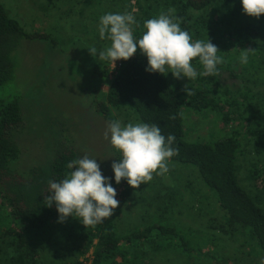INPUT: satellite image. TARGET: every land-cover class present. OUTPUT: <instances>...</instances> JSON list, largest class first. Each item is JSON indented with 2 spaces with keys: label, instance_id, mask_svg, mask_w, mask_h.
<instances>
[{
  "label": "trees",
  "instance_id": "16d2710c",
  "mask_svg": "<svg viewBox=\"0 0 264 264\" xmlns=\"http://www.w3.org/2000/svg\"><path fill=\"white\" fill-rule=\"evenodd\" d=\"M218 1L168 2L178 11L182 30H187L194 41L206 42L209 38L217 46L223 63L217 66L216 75H200L204 69L196 58L192 61L198 73L196 79L185 84L174 77L169 81L167 74L147 72V58L137 49L129 60H118L113 72L109 60L102 67L93 68L92 107L107 123L114 120L111 109L127 108L140 122L158 125L165 137L174 135L176 140L172 146L178 149V155L169 162L196 168L200 180L214 196L219 217L213 220L211 229L240 240L242 246L247 244L264 260V210L256 196L241 184L237 165L243 154L241 131L256 154L264 150V117H259L264 113V100L258 107L259 102H252L257 99V92L253 93L250 88L243 92L231 90L226 84L242 75H251L249 82L254 85L263 84L264 79L258 81L257 76L264 78V15L241 20L235 12L242 4L224 0L231 4L233 23L217 22L219 16L210 9ZM190 10L202 14L192 18ZM228 25L230 42L218 38L216 28L227 30ZM144 31L143 24L133 25L136 39ZM35 40L46 41L47 36L27 33L0 2V88L13 79L15 55L21 44ZM102 40L110 46V40ZM243 51L248 53L244 64L240 62ZM106 80L108 89L102 94L99 86ZM186 86L192 90V95L184 91ZM262 95L264 97V90ZM184 106L195 114L214 112L223 124L233 125L232 132L210 143L186 141ZM237 123L245 125L239 129ZM24 126L18 102L0 100V264H84L83 259L89 253L90 264H155L156 255L163 254L172 241L183 249L187 247L188 241L169 224L148 222L122 233L113 216L95 226H75L67 232L69 234L52 231V225L59 221V213L55 203L51 207L45 205V196L50 195L49 181L62 180L69 171L67 164L78 158L77 153L74 146L65 141L54 150L47 168L33 169L27 176L18 173L12 167L20 156L13 135ZM263 171L252 166L248 174L254 183L263 184ZM111 181L115 183L114 175ZM119 185L129 187L126 180ZM127 192H123V196ZM213 246L217 248L216 244ZM208 256L209 260H214L211 264L223 262L218 251Z\"/></svg>",
  "mask_w": 264,
  "mask_h": 264
},
{
  "label": "rangeland",
  "instance_id": "374dc122",
  "mask_svg": "<svg viewBox=\"0 0 264 264\" xmlns=\"http://www.w3.org/2000/svg\"><path fill=\"white\" fill-rule=\"evenodd\" d=\"M169 1L0 0L9 15L27 33L47 36L46 41L21 44L15 55L13 79L0 88V100L17 101L25 121L24 128L13 135L20 156L12 167L24 176L33 169L44 170L50 164L54 150L68 141L74 146L78 158L84 155L96 158L102 174L110 179L116 189V199L120 204L114 210L113 217L120 232L157 222L173 226L180 232L178 235L188 241L185 249L172 241L163 254L156 255L155 264H211L213 259L209 260L208 255L214 251L223 257L220 264H261L262 258L247 244L242 246L240 240L211 229L213 220L219 217V211L213 194L200 180L196 168L169 162L167 174L154 175L150 182L138 189L111 181L114 175L112 164L121 158V153L112 147L110 134L105 138L109 123L94 113L91 96L93 68L97 65L102 67L106 60L98 58L99 52L94 57L89 49L93 46L98 50L107 48L99 35L103 15L129 12L134 15L137 24H144L161 12L174 8V15L178 17V11L174 5L168 4ZM234 1L241 3V0ZM216 7L219 9L215 10ZM231 8V4L219 0L210 10L219 16L217 22L224 20L225 23H233ZM189 14L196 18L202 12L190 10ZM235 14L241 20L250 17L244 13L243 7ZM216 28L218 38L230 42V26L226 27L227 30L219 26ZM109 65L112 71L118 64L116 61L114 69L112 63ZM250 76L242 75L226 84L231 90L243 92L250 88L253 93L257 92L259 95L252 102H259L258 107H261L264 82L254 85L249 82ZM167 78L173 81L171 72L167 73ZM263 79V75L257 76L258 81ZM108 80L99 86L102 94L107 92ZM179 80L184 84L190 81L186 77ZM111 112L114 120L122 124L140 122L127 108H113ZM183 114L184 136L188 142L210 143L232 132L233 125L223 124L214 112L195 114L184 106ZM259 117L263 119L264 113ZM243 125L245 123H237L239 129ZM243 133L241 131L239 136L243 154L238 159V177L264 210V183L255 184L248 174L252 166L256 170L264 169V150L256 154ZM262 178L264 180V171ZM125 191H128L127 195L123 196ZM75 226H83V223L69 216L65 222L57 221L52 225V231L69 234L67 232ZM215 244L217 248L213 246ZM90 260L91 253L85 256L83 263L90 264Z\"/></svg>",
  "mask_w": 264,
  "mask_h": 264
},
{
  "label": "clouds",
  "instance_id": "9594fccd",
  "mask_svg": "<svg viewBox=\"0 0 264 264\" xmlns=\"http://www.w3.org/2000/svg\"><path fill=\"white\" fill-rule=\"evenodd\" d=\"M241 3L248 16L259 18L264 15V0H241ZM174 13L175 9L169 8L146 20L145 31L139 39L133 34V25L137 22L132 13H107L100 18L99 35L111 44L104 50L93 46L89 51L94 57L99 52L98 58L109 60L114 69L116 61L129 60L139 49L147 58V72L161 75L171 72L176 79L186 77L188 80L197 78L192 61L199 58L204 69L199 74L216 75L217 66L223 63L217 46L209 38L206 42L194 41L187 30H182L181 21ZM247 60L248 53L243 51L240 62L244 64ZM184 91L187 95L193 94L188 86ZM109 134L112 147L121 153V158L112 164L117 185L126 180L130 187L138 189L154 175L167 174L171 157L178 155V149L172 146L176 137L172 134L165 137L156 124L129 122L125 125L113 120L105 132L106 139ZM67 169L69 171L62 180L49 181L50 195L44 199L48 207L55 203L59 222L72 216L88 227L113 216L120 201L116 199L117 191L110 179L102 174L97 159L84 155L70 161Z\"/></svg>",
  "mask_w": 264,
  "mask_h": 264
}]
</instances>
